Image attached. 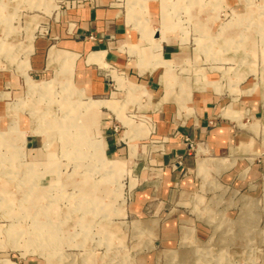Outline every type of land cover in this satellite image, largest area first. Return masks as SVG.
Instances as JSON below:
<instances>
[{"label":"rangeland","instance_id":"374dc122","mask_svg":"<svg viewBox=\"0 0 264 264\" xmlns=\"http://www.w3.org/2000/svg\"><path fill=\"white\" fill-rule=\"evenodd\" d=\"M151 1L159 11L154 28L162 2L174 31L166 36L176 37L187 50L186 66L177 72L186 77L190 95L214 90L235 108L264 94V0ZM115 3L128 14L130 0ZM69 4L0 0V78H15L21 93L1 83L0 105L7 107L0 111H20L29 123L24 133L17 129V118L0 128V264H264V244L244 246L220 230L211 232L190 200L182 203L194 191H176L159 213L147 207L143 217H135L129 212L126 171L119 169L114 179L111 170L97 164L87 138L91 130L79 129L81 118L65 116L63 88L51 83L48 93L29 89L30 79L42 81L32 75L33 61L43 64L47 56L44 49L36 53V43L47 49L58 44L57 29ZM189 93L178 92L174 101L186 105ZM228 118L234 130L230 157H262L264 121L232 113ZM211 189L205 200L237 211L240 190L223 184ZM177 211L190 219L191 238L178 246L174 239V247L166 250L161 227ZM263 219L261 214L259 224ZM147 220H155L154 225Z\"/></svg>","mask_w":264,"mask_h":264},{"label":"crops","instance_id":"0c3cea01","mask_svg":"<svg viewBox=\"0 0 264 264\" xmlns=\"http://www.w3.org/2000/svg\"><path fill=\"white\" fill-rule=\"evenodd\" d=\"M115 1L70 0L64 23L57 29L58 44L47 49L36 43V53L44 49L47 56L43 64L33 61L32 75L42 81L30 79L29 89L37 93L35 88L51 83L63 88L65 116L81 118L84 126L79 129L91 130L87 138L97 164L111 170L114 179L119 169L126 171L129 212L135 217H143L147 207L159 213L176 191H194L182 203L190 200L193 212L211 232L220 230L221 236L244 246L264 244V219L258 221L264 214V151L257 159L228 154L234 135L228 117L242 114L264 121V94L235 108L214 90L190 95L186 77L177 72L186 66L188 53L176 37L166 36L174 31H169L164 3L159 2L160 24L154 28L159 11L153 1L130 0L127 15ZM145 40L159 47L152 49ZM3 82L21 95L15 78H0ZM181 91L189 93L183 106L174 101ZM48 92L49 88L38 93ZM166 95L169 101H163ZM90 102L103 103L94 105L95 120L85 111ZM1 104L0 108L7 107ZM0 113L1 129L14 118L19 131L28 128L20 111ZM222 184L241 191L237 211L204 199L206 192ZM189 220L177 211L176 218L162 224L161 244L166 250L174 247V239L178 246L191 238ZM144 222L154 225L155 220ZM261 256L264 259V253Z\"/></svg>","mask_w":264,"mask_h":264},{"label":"bare ground","instance_id":"6f19581e","mask_svg":"<svg viewBox=\"0 0 264 264\" xmlns=\"http://www.w3.org/2000/svg\"><path fill=\"white\" fill-rule=\"evenodd\" d=\"M171 29V28H170ZM42 85V84H41ZM69 86V85H68ZM48 88L49 87H47V86H42V87H37V88H35V91L38 93V92H47L48 91ZM34 89V88H33ZM101 104H103V103H101V102H90V103H88L87 104V106H86V108H85V111L87 112V114L88 115H90L91 117H93V120H95V118H96V109H95V106H99V105H101ZM95 105V106H94ZM87 115V116H88ZM83 119H85V118H83ZM88 119V118H87ZM88 121V120H87ZM50 122V121H49ZM84 122H86V121H84ZM90 122V121H89ZM88 122V123H89ZM82 123V122H81ZM87 124V123H86ZM67 127H69V126H67ZM86 129V128H85ZM48 145V144H47ZM9 148V147H8ZM94 148H95V152H96V155L98 156V154L100 155V149H99V145H98V143H95V146H94ZM54 163V162H53ZM48 168V167H47ZM52 168V167H51ZM35 172V171H34ZM35 176V175H34ZM39 219V218H38ZM43 228V227H42ZM182 244H184L185 242H183V240H182V242H181ZM222 260H225V258H223Z\"/></svg>","mask_w":264,"mask_h":264}]
</instances>
